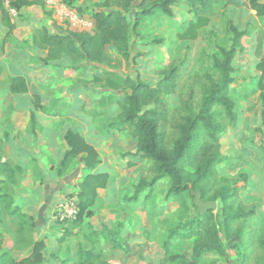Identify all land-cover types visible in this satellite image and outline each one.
<instances>
[{
  "label": "rangeland",
  "instance_id": "obj_1",
  "mask_svg": "<svg viewBox=\"0 0 264 264\" xmlns=\"http://www.w3.org/2000/svg\"><path fill=\"white\" fill-rule=\"evenodd\" d=\"M103 1L83 0L85 6L93 8L91 18L94 11L105 9V7L100 6ZM82 6L79 5L75 8H81L82 10ZM173 12L172 16L145 17L134 34L129 61L122 60L120 66L116 69L130 74L134 78L139 76L143 80L156 84L164 77V71L178 66L179 69L175 79L176 88L165 99L170 111L167 135L172 138L175 134L173 124L180 119V96L184 86L187 84L192 85L194 104L198 108L203 96L204 83L202 81H205L203 75L216 73L214 59L219 55L220 46L229 47L232 44L233 32L231 25H235L240 31L247 32L240 39L241 47L237 49L232 63L234 82L230 85L228 91L235 102L236 119L234 123H228L227 131L219 139L220 151L225 159L215 166V175L203 185L207 190L204 200L215 199L218 201L219 207L213 211L215 216L218 215V210L223 205L233 202H242L246 205L254 204L256 213L232 225V227L240 230L233 236L232 244L228 245L224 255L217 256L213 252H206L201 257L195 258L193 252L194 238L178 237L174 238L170 253L166 254L163 244L169 229L180 221L198 216V209L193 206V196L188 190L175 197L169 196L168 190L171 180L170 178H164L153 186L149 196L147 194L150 191L142 192L141 196L144 197V201L138 204L137 209L125 214L128 220L131 217L130 222L132 223L129 226L131 232L130 236L122 239L121 246L115 244L117 250H113L111 240L101 241L100 237L98 244L96 237L89 238V236L85 238L87 248H89L88 250L103 252V259L101 258L102 260L99 261L108 264H134V262L145 264L143 262L145 260L144 254L138 252L141 248L139 243L143 242H146L143 244L148 246L147 249L152 248L153 251H156L161 248L162 253L164 252L168 259L167 264H264V254L257 242L258 236L264 233V131L259 129L262 126L261 115L263 109L260 94L264 92V17L258 16L256 11L249 6H236L226 0H220L212 4L207 14V21L205 23L198 22L189 31L191 21L196 17L193 15L188 2L183 0L179 5L173 7ZM20 16H22L21 18L25 17L24 14ZM130 17L134 18V12L130 14ZM12 20L17 21L18 19L12 18ZM57 27L59 28L58 31L70 28L69 25L66 28L61 24ZM12 38L13 31L11 30L9 33V28L5 26L0 10V52L3 56L6 53L3 45L10 43ZM11 45L20 49L26 44L24 42L15 45L14 42ZM107 50L112 54H116L115 47L112 45L108 46ZM36 51L38 55L42 52ZM1 53L0 55H2ZM13 56L14 54L9 59L6 57L7 59L2 58L3 61L0 60V99L5 102L16 100L15 96H11L9 93L6 94V81L1 77L5 73L8 77L14 74L15 69L11 64L15 63L12 59ZM42 58L41 63L44 64ZM119 58L121 57L119 56ZM63 64L68 66L69 61L64 60ZM83 64L86 65L87 63H80L79 69L73 71L75 74L73 75V82L75 86L82 85L86 88L88 97L85 101L84 112L87 114L92 112L91 109L104 94H101L103 87L92 81L94 74L103 75L105 71H103V67L86 69ZM56 90L60 93L64 91L62 85H59ZM56 90L54 88L47 89L48 93H41L45 94L46 97L42 98L40 96L39 100L35 98L37 94H32L33 97L30 98L31 101L33 100L32 104L39 110L38 115L49 114L48 108L41 104L42 99L51 106L61 99L56 97ZM117 111L118 109L115 108L108 115H116ZM90 117L93 118L94 125L101 133H109L102 130V125L107 121L106 118L97 117L96 119L94 116ZM98 124L101 125L98 127ZM117 133L123 136H119L122 144L129 143L128 146H123L121 151L117 152V157L121 158V156H125V149L132 147L130 141L133 138L127 133ZM132 160L136 161L139 167L138 172H136L137 182L142 177L150 180L154 176L153 160L140 154H137V157H133ZM180 167L186 180H193L196 177L194 166L189 159L182 163ZM223 190L226 191L225 198L222 195ZM11 191L14 192V190ZM68 193L66 196L73 194L72 188L68 190ZM0 216L4 220L0 222V234L3 235V240L0 239V243L2 249L8 246L9 252L13 256V251L27 248L32 245L33 241H43L45 244L42 250L43 264H47L48 257H51L49 258L50 261L57 255L60 257L57 264H76L78 261L80 262L79 256L76 260L75 258L78 254L77 245L82 241L79 242L76 236H74L73 241L67 237L62 239L66 232L65 225L57 222L55 215V222L52 226L50 222L48 223L50 230L46 225L41 229L28 227V225L22 227L19 217L17 218L10 213H3ZM135 216L140 221L139 223L134 222ZM118 225L114 226L117 227ZM6 233L8 234L5 236ZM88 243L93 246H89ZM50 245L52 246L50 247ZM70 247L75 253L72 262L70 261L72 257H65V253L67 255V249L70 250ZM50 248L55 252L50 251ZM104 250H106V254ZM114 251L118 254L114 257V261H111L106 255H115ZM16 258L17 261L21 260V258ZM130 259H132V263L127 262Z\"/></svg>",
  "mask_w": 264,
  "mask_h": 264
},
{
  "label": "trees",
  "instance_id": "obj_2",
  "mask_svg": "<svg viewBox=\"0 0 264 264\" xmlns=\"http://www.w3.org/2000/svg\"><path fill=\"white\" fill-rule=\"evenodd\" d=\"M183 0H104L100 6L103 10H96L92 16L94 28L88 30H74L67 28L53 33L46 26L35 29L33 47L36 50H46L42 58L44 65L59 67L68 60V67L79 69L80 63L86 69L103 67V75L94 74L93 82L103 87L104 93L91 109L92 115L106 118L102 125L106 132H123L136 139L137 153L154 161V176L147 180L139 179L135 185L134 194L128 198L131 204L144 201L142 192L150 191L153 186L164 178H170L171 185L168 195L175 197L185 190L190 192V184L194 189H201L204 196L207 193L203 185L215 175L214 168L225 159L220 151V136L227 131L228 123H234L236 112L234 101L228 91L234 82L232 65L235 53L240 46V39L247 32L240 31L231 25L233 32L232 44L229 47L220 46L219 55L214 59L216 73L203 75L205 81L203 96L198 108L194 104V89L192 85H185L181 92L179 107L180 119L173 124L175 134L172 138L167 135L170 111L166 105V96L176 88V74L178 66L164 71V77L156 84L134 78L130 74L116 69L122 60L129 61L132 53L133 38L141 21L145 17H158L161 15L172 16L173 7ZM191 6V11L196 17L191 21L189 31L199 22L207 21V14L212 4L220 0H186ZM236 6H249L258 16L264 17V0H226ZM38 0H16L14 5L22 10L23 7L32 5ZM0 10L5 26L9 33L14 27L12 18L6 10L4 0H0ZM134 12V18L130 14ZM199 14V15H198ZM114 46L116 54L108 52V46ZM119 56L121 58H119ZM9 90L13 94L26 93L28 83L24 76H9ZM122 93V94H121ZM121 94V95H120ZM39 100L40 96H36ZM262 102V115L260 130L264 131V92L260 94ZM117 108L116 115L109 116ZM32 114V122H35ZM101 124H98V127ZM101 130V129H100ZM68 149L61 161L59 174L66 172L73 160L81 156L82 163L88 167H95L100 162V154L96 147L89 143L84 135L76 130L69 129L65 135ZM189 159L196 177L186 180L180 165ZM108 173H90L79 183L77 192L70 196L77 198L80 209L76 219L59 221L65 225L66 232L62 239L72 234L73 228L83 224L84 220L94 213L92 209L98 198V189L106 187L109 181ZM226 191H222L225 198ZM191 194V193H190ZM194 207H197L193 203ZM219 207V206H218ZM218 209V208H217ZM198 211V210H197ZM214 210L200 213L198 216L189 217L180 221L169 229L163 248L166 254L170 253L174 238H194L193 252L195 258L201 257L206 252H213L217 256L224 255L226 248L232 244L233 236L240 230L232 227L236 222L255 215L256 206L240 203H226L214 215ZM10 213L19 217L22 227H36L32 217H27L15 205L13 198L7 193L0 195V215ZM222 215V216H221ZM0 216V222H3ZM91 226V223H89ZM3 240V235L0 234ZM33 240V239H32ZM116 245L121 246V240L114 237ZM257 242L264 254V233L258 236ZM33 252L30 256L17 261L9 252L2 251L0 243V264H43V241H33ZM31 245V246H32ZM192 252V253H193ZM80 262L90 264H108L102 260V253L95 250H85L80 255ZM102 258V259H101ZM264 259V255H263ZM172 260V259H171ZM88 261V262H87ZM76 263V264H77ZM85 263V264H86Z\"/></svg>",
  "mask_w": 264,
  "mask_h": 264
},
{
  "label": "crops",
  "instance_id": "obj_3",
  "mask_svg": "<svg viewBox=\"0 0 264 264\" xmlns=\"http://www.w3.org/2000/svg\"><path fill=\"white\" fill-rule=\"evenodd\" d=\"M48 1H53L55 6L64 2L62 10L65 9L69 17L77 21L75 30L92 31L94 26L93 16L91 18L93 8L85 6L83 0H38L20 10V15L24 14V18L19 15L17 21L12 20L13 38L10 43L4 42L3 49L5 48L6 53L3 56L0 52L2 54L0 60L3 61L6 57L9 59L14 54L15 57L13 56L12 59L15 63L11 64L15 71L11 76H24L28 83V91L13 94L9 90L8 75L6 73L1 75L6 81V94L15 96L16 100L5 102L0 99V195L4 193L10 195L15 205L20 207V211L26 216H32L37 228L41 229L46 225L50 230L48 223L50 222L52 226L55 222L54 208L69 194L70 188L73 192H77L79 183L90 173H108L110 177L106 187L98 189V198L92 207L94 213L86 218L82 225L73 228L72 234L67 237L73 241L76 236L79 242L82 241L77 245L76 260L82 252L89 249L86 245V236L96 237L98 244L100 237L101 241L111 240L113 250H117L115 245L117 241H113L114 237L122 241L123 238L130 236L131 217L128 220L125 214L137 209L138 204L142 203L140 201L131 204L128 201V198L134 194L137 184L136 172L139 167L137 162L132 160L138 154L137 141L135 138L131 139L132 147L125 149L124 157L118 158L117 152L129 143L122 144L119 136H123L117 133L119 131L101 133L94 125L93 118L84 112L88 94L82 85H74L73 71L77 69L65 65L52 66V68L41 63V58L46 56L47 51L41 50V54L38 55L34 49L35 29L46 26L51 32L56 33L62 31H58V25H64L66 28L70 26V21L59 18L57 9ZM79 5H83L82 10L75 8ZM14 42L15 45L25 42L26 45L20 49L14 48L11 45ZM59 85L64 89L62 93L56 90ZM52 88L56 90V97L61 99L53 106L42 99L41 104L48 108L49 114L38 115L39 110L32 104L33 100L31 101L32 94L45 98L46 95L41 93H48L47 89ZM33 113L36 119L32 123ZM71 128L80 131L86 140L96 147L100 154V162L95 167L88 168L82 163L81 156H78L65 173L59 174L61 161L68 149L65 135ZM135 221L140 222L137 216L134 217ZM143 243H139L141 248L138 252L144 254L145 264H167L168 259L161 248L153 251L152 248L147 249L148 246ZM70 248L67 249L65 257H72L71 261L74 260L75 253L72 247ZM2 251H10V249L7 246ZM50 251L55 252L51 248ZM32 252L33 245L13 251V254L15 258L22 260ZM104 253L106 254V250ZM114 254L106 256L114 261L118 253L114 251ZM58 257L59 255L50 261L51 257H48L47 264L48 262L57 264L60 260ZM127 262L132 263V259Z\"/></svg>",
  "mask_w": 264,
  "mask_h": 264
},
{
  "label": "built area",
  "instance_id": "obj_4",
  "mask_svg": "<svg viewBox=\"0 0 264 264\" xmlns=\"http://www.w3.org/2000/svg\"><path fill=\"white\" fill-rule=\"evenodd\" d=\"M15 1L16 0H4V5L11 18H18L20 15L19 8L14 5ZM48 2L57 9L58 17L63 19V21L68 19L70 21V29L75 30L77 27V21L75 18L69 17L65 9L62 10L64 5L61 3L60 5L55 6L56 4L53 1ZM79 212L80 209L75 196L64 197L54 208L55 218L59 221L76 219L79 215Z\"/></svg>",
  "mask_w": 264,
  "mask_h": 264
},
{
  "label": "water",
  "instance_id": "obj_5",
  "mask_svg": "<svg viewBox=\"0 0 264 264\" xmlns=\"http://www.w3.org/2000/svg\"><path fill=\"white\" fill-rule=\"evenodd\" d=\"M190 193L193 196V203L197 206L200 213H205L210 210H216L218 208V201L215 199L204 200L201 189H194L190 184Z\"/></svg>",
  "mask_w": 264,
  "mask_h": 264
}]
</instances>
